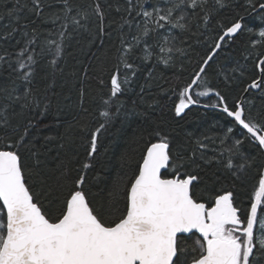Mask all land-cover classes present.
Returning a JSON list of instances; mask_svg holds the SVG:
<instances>
[{
  "label": "snow or ice",
  "instance_id": "1",
  "mask_svg": "<svg viewBox=\"0 0 264 264\" xmlns=\"http://www.w3.org/2000/svg\"><path fill=\"white\" fill-rule=\"evenodd\" d=\"M233 2L0 0V264H264V0ZM222 11L234 14L230 23L220 21ZM246 34L258 38L218 69L227 88L249 64L256 69L231 97L211 85L209 69ZM74 41L89 59L81 76L71 74L83 116H73L57 147L71 146L74 127L88 134L76 176L66 156L51 154L57 138L38 146L34 133L50 113L72 107L65 54ZM199 47L207 51L200 55ZM90 68L98 88L108 89L94 129L83 87ZM130 93L142 110L122 100ZM161 97L174 98L181 119L203 107L230 122L186 131L153 120L138 167L118 176L101 202L87 174L103 132L117 119L147 117ZM252 171L245 209L225 181L243 185Z\"/></svg>",
  "mask_w": 264,
  "mask_h": 264
},
{
  "label": "trees",
  "instance_id": "2",
  "mask_svg": "<svg viewBox=\"0 0 264 264\" xmlns=\"http://www.w3.org/2000/svg\"><path fill=\"white\" fill-rule=\"evenodd\" d=\"M243 2V0H240ZM233 7H235V0L233 2ZM237 12L240 9H236ZM243 14V13H241ZM234 14L231 11H222L220 13V21L224 24H228L232 21ZM246 22L253 27H257L258 21L254 16L246 17ZM258 37L248 36L241 37L240 40L236 42L235 45L229 46L221 51L217 58L216 63L211 65L209 69V80L211 85L218 87L222 93H228L231 97L238 94L239 89L236 84L241 87L250 81L256 73V69L249 64L248 71L245 73L243 78H239L231 88H227L224 85L223 80L218 75V69L223 68L226 64L231 65L234 61L241 59V53L243 51V42L249 41L250 39H255ZM95 50V49H94ZM207 51L204 47H199L196 52L203 55ZM89 63V59L84 56L80 48L77 46L75 41L72 46L67 49L65 54V76L69 79L68 87L65 89V94L71 95V105L70 109H65L63 114L56 113L53 111L43 120L41 126L34 130L35 135L40 137L38 146L44 143L43 138L45 136L56 137L57 140L53 141L51 145V154L55 156L57 152H60L61 156H66L69 161V168L71 170V175L76 176L77 170L80 167L81 162L86 160L87 152L86 147L88 143V134L79 131L78 127L72 129L73 143L71 146H66L64 150H60L57 147L59 137L63 136L67 130V125L69 123H75L73 116L77 118L83 116V113L78 108L77 101V90L81 86L79 79L71 77V74L75 72L77 76H81V69ZM95 65V61H91ZM196 66V60L193 59L192 67ZM94 68L89 69V75L91 80L85 82L83 87L85 88V106L89 109L92 115L88 116L87 119L90 121L89 128L94 129L102 122L97 112V107L99 105L100 95L107 94V87L102 91L98 88L96 84V77L92 74ZM189 68L188 73L191 72ZM160 71H164L163 68ZM165 75L170 76L171 72H165ZM107 81V76L104 77ZM141 83L143 80L140 81ZM138 91V89H137ZM155 92V90H153ZM151 99V97H147ZM128 107L132 106L133 101L136 102L138 110L140 108L139 97L133 93L122 97ZM173 99L167 97L160 98V107L151 109L148 111V116L132 115L127 120L123 118L115 120L110 124L106 130L103 132L99 143H98V154L94 157V167L88 170L87 178L92 186V191L96 194L97 199L101 202L111 185L117 180L118 176L125 172L130 171L138 167V162L140 156L143 154L144 140L150 139L148 137V132L151 131L153 125L152 121L159 122L164 119L168 122L169 126L176 129H183L186 131H201L208 127L213 121H220L222 124L229 123V119L220 112L219 110H209L202 107H194L188 112V114L183 118L176 117L172 110ZM209 98H202V103H208ZM257 104L260 101L257 100ZM248 151L252 152L254 155L258 154V148L249 147ZM125 153L134 154L133 160L122 159ZM53 161V165H55ZM256 184L255 172L252 171L248 174L246 182L242 185L239 181L235 183L225 181V186L229 188H235L239 193V200L243 208H248L251 203V196L253 193L254 185ZM47 203V201H45Z\"/></svg>",
  "mask_w": 264,
  "mask_h": 264
},
{
  "label": "water",
  "instance_id": "3",
  "mask_svg": "<svg viewBox=\"0 0 264 264\" xmlns=\"http://www.w3.org/2000/svg\"><path fill=\"white\" fill-rule=\"evenodd\" d=\"M203 108V107H202ZM205 109V108H204ZM207 109H209V110H216V109H212V108H207Z\"/></svg>",
  "mask_w": 264,
  "mask_h": 264
}]
</instances>
